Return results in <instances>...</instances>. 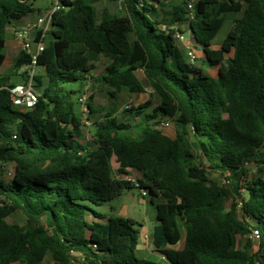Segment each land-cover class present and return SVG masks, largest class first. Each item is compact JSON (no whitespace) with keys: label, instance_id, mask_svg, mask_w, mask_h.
<instances>
[{"label":"trees","instance_id":"16d2710c","mask_svg":"<svg viewBox=\"0 0 264 264\" xmlns=\"http://www.w3.org/2000/svg\"><path fill=\"white\" fill-rule=\"evenodd\" d=\"M58 1L32 78L36 103L16 105V85L0 77V264H46L48 256L50 264H75L73 254L85 264H161L138 257L144 238L133 220L92 208L134 187L162 200L151 244L167 264H264V0H242L220 49L213 40L240 0L197 1L189 24L206 69L186 62L175 31L162 29L154 6L161 0ZM186 1L174 5L171 25L189 21ZM102 2H120L123 15L107 6L99 14ZM41 12L33 0H0V68L7 29ZM102 60L95 81L113 102L148 86L159 104L124 109L129 122L109 111L83 142L86 124L67 85L86 86ZM30 62L21 50L15 67ZM164 120L175 125L174 139L159 128ZM249 165L256 180L247 179ZM133 172L139 187L128 179ZM18 211L25 225L8 221Z\"/></svg>","mask_w":264,"mask_h":264},{"label":"rangeland","instance_id":"374dc122","mask_svg":"<svg viewBox=\"0 0 264 264\" xmlns=\"http://www.w3.org/2000/svg\"><path fill=\"white\" fill-rule=\"evenodd\" d=\"M58 0H33V6L36 9H41L42 12H45L49 9H52L55 7ZM181 0H171L170 2L173 5H176ZM109 7V9L112 12L119 13V15H123L124 11L122 8V4L120 2L108 4L106 2H102L97 4V9L100 14L103 7ZM173 8L168 7V9H164L162 11V15L164 17L165 24H170V21H172L171 14H172ZM238 13H228L225 16L224 24L220 31L217 33L216 37L213 40V48L219 46L218 49H220L222 41L226 38L228 31L231 28V25L233 24V21L236 17H238ZM30 15L29 17H31ZM187 24V21L176 23L177 26H181L182 23ZM186 40L192 39L191 35L188 30L184 32ZM6 37L7 39H10V30L8 29L6 31ZM178 47L181 51V53L185 56L186 62L190 64H197L198 66L204 65V53L202 47L194 42L193 43V53L196 56V60H191L189 57L187 58L186 55L188 54V50L186 46L183 45L182 42H178ZM6 62L3 64V66L0 68V77H8V83H12L15 85L18 84H26L29 82L27 74H23L19 69L16 70V67L13 65V61L11 59L12 52L9 49V46L6 50ZM105 61L102 60L99 62L98 66L95 68V70L92 72V75L94 76L93 79L90 80V82L87 83V87L91 91L92 95L94 96V99L92 100V103L95 104V106H101L103 108V111L101 113H94L87 119L82 117V114L80 112V106L77 103L76 109L80 116L83 118L84 122L86 123L88 121V125L84 127V138L83 142H91L93 141L94 137V123L97 121H100L104 118L105 113L114 111L118 108H121V105H125L127 102H124V98L121 96L119 97L115 102L114 100L110 98V96L102 89V86L99 82L95 81V78H97L104 69ZM205 69L206 66L204 65ZM139 75L143 81L144 77L142 72H139ZM68 89L76 91L72 94L73 100L77 101L78 97L80 96V92L85 89V87H82L80 81L72 82L67 85ZM152 88L147 86V92L141 94V100L137 99L140 97V95H134L138 101V105L147 102L148 100L153 101V106L159 104V100L154 93L151 91ZM150 91V93H149ZM132 101L133 105L135 104L132 97L128 100V102ZM122 110H124V106L122 107ZM152 108L149 109V112H151ZM116 112V111H115ZM122 113H119L117 117H120L122 120L129 122L131 118L128 117H122ZM168 121V120H164ZM172 123V122H171ZM166 135L171 136L173 138L176 137V128L175 125L172 123V127L166 128L163 126V124L159 127ZM249 170L248 173V180H256V178L259 176V170L255 165H249L247 167ZM15 166L13 164L7 165L5 168V171L3 173V177L7 180L11 179L15 173ZM140 175L138 174H132L133 179L135 180V185L137 181L140 179ZM212 179L216 181L219 185L224 186L227 188V180L225 179V176L220 173H214L212 175ZM154 202H152V198L150 195L143 196L140 189L138 188H131V189H124L123 192L117 196L115 199L108 201L100 206H92V208L100 213H103L106 216H122L125 218H129L135 222V227L139 228L141 231L147 230L146 235L148 236L147 241L145 240L144 243L139 244L138 246V257H146L147 259L161 263V264H167L166 260L163 259V257L159 254L153 251V246L151 244V233L153 232L154 226L157 224L156 220V212H155V203L162 202L161 198H153ZM236 203V202H235ZM232 204V201H229L227 203V206L229 207ZM8 221L10 223H17L20 225L26 224V217L23 215L21 211L16 212L11 217L8 218ZM184 230L182 229V236L181 241L179 245L177 246V249H182L184 246L185 236H184ZM250 240L253 243V245L258 244V240H254L252 236L250 235ZM242 243H245V239H242ZM141 250V251H140ZM76 258L75 264H85L82 260L81 256L79 254H73ZM46 264H50V258L49 256L46 258L45 261Z\"/></svg>","mask_w":264,"mask_h":264},{"label":"built area","instance_id":"2783aa9c","mask_svg":"<svg viewBox=\"0 0 264 264\" xmlns=\"http://www.w3.org/2000/svg\"><path fill=\"white\" fill-rule=\"evenodd\" d=\"M197 1L198 0L186 1L185 9L187 11L189 23L191 20L195 18V6ZM59 6L60 3L59 1H57L55 7L47 12L41 13V15H39L38 19L34 24L27 25L17 30V36L21 40L22 50L26 51V53L31 56L30 64L23 65L19 69L22 73L28 74L29 82L26 84H19L10 87L12 100L18 106L32 107L37 101V97L39 96V93L32 84V78L36 70L37 57L45 49L44 39L51 27L52 14L54 13L55 10L59 8ZM162 29L174 30L175 31L174 38L177 41V43L178 42L185 43L184 34L178 27L173 25L171 26L163 25ZM39 34H41V37L40 39H37ZM187 55L191 60L194 61L196 60V56L193 53V51H189ZM84 87L85 89L82 90L80 96L77 99V102L80 106V112L82 114V117L87 119L93 114V103L91 100V94H92L91 91L89 90L87 85ZM151 91L152 93H154L153 89H151ZM133 106H134L133 102L130 101L125 104L124 109H131ZM85 124L88 125L89 124L88 121ZM162 124L166 128L172 127V123L170 121H165ZM128 179L135 182L132 176ZM136 186L139 187L138 182L136 183ZM142 194L143 196L147 195L146 191H142ZM241 205L242 203L239 202L238 207H241ZM251 236L254 240H259L260 238L259 231L253 230ZM143 238L145 242V240L147 241L148 236L145 234Z\"/></svg>","mask_w":264,"mask_h":264},{"label":"crops","instance_id":"0c3cea01","mask_svg":"<svg viewBox=\"0 0 264 264\" xmlns=\"http://www.w3.org/2000/svg\"><path fill=\"white\" fill-rule=\"evenodd\" d=\"M171 0H161L160 1V4H158V3H155V7H156V12H157V14H158V18H159V20H160V22L162 23V26L163 25H171V21H170V24H165V22H164V17H163V15H162V11L164 10V9H168V7H171V8H173L174 7V5L170 2ZM122 8H123V6H122ZM49 10H51V9H49ZM49 10H47V11H49ZM47 11H45V12H47ZM243 12H244V2L242 1V0H240V10H239V15H238V17H241L242 15H243ZM41 13H44V12H41ZM41 13H37V14H33L31 17H25L24 19H22L21 21H19L17 24H16V26L15 27H9L8 29L10 30V39H7V37H6V48H5V53H6V50H7V48H8V46H9V49L11 50V52H12V57H11V59H12V61H13V65L15 66V62H16V59H17V57H18V55H19V53H20V51L22 50V44H21V40L18 38V36H17V30L19 29V28H22V27H25V26H27V25H32V24H34L35 22H36V20L38 19V17H39V15H41ZM171 18H172V14H171ZM173 26H176V27H178L182 32H183V34H184V32L186 31V30H188L189 31V33H190V35H191V38L192 39H189V40H186V38H185V43H183V45L184 46H186V48H187V50H188V52L189 51H193V43L194 42H196L195 41V39H194V37H193V34H192V32H191V30H190V24H189V22L187 21V24H186V22L185 23H182L181 24V26H177V24H174ZM232 26V25H231ZM7 29V30H8ZM50 29H51V27H50ZM50 31V30H49ZM31 36H32V34H31ZM184 37H185V35H184ZM51 40V37H50V35H49V32L46 34V36H45V39H44V42H45V46L49 43V41ZM197 43V42H196ZM221 44V43H220ZM219 48V46L218 47H216L215 49H218ZM7 58V57H6ZM5 62H6V60H5ZM98 64L99 63H96V66H98ZM16 70H18V69H16ZM19 71V70H18ZM19 85V84H18ZM123 97L124 98V102H128V100L132 97V99L135 101L134 103V105L135 106H138V101H137V99L139 100H141V97H142V95H140V97L139 98H137L136 99V97L134 96V95H131V94H127V93H125V94H121L119 97ZM94 105L95 104H93V107H94ZM123 106H125L124 104L123 105H121V108H118L117 107V109L115 110L116 112H115V116H118L119 115V113H122V117H125L126 116V114H124V110H122V107ZM156 106V105H155ZM154 106H152V108H153ZM114 110V109H113ZM127 117V116H126ZM163 132V131H162ZM164 133V132H163ZM165 134V133H164ZM166 135V134H165ZM168 136V135H167ZM168 137H170V138H172V139H174L173 137H171V136H168ZM138 174V175H140L139 177L140 178H142V176H141V174H139V173H137V172H133V174ZM146 232H148L147 230H145V231H141V233L143 234V236L146 234ZM152 234V233H151Z\"/></svg>","mask_w":264,"mask_h":264}]
</instances>
